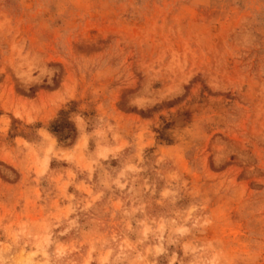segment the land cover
I'll use <instances>...</instances> for the list:
<instances>
[{"label":"rangeland","instance_id":"obj_1","mask_svg":"<svg viewBox=\"0 0 264 264\" xmlns=\"http://www.w3.org/2000/svg\"><path fill=\"white\" fill-rule=\"evenodd\" d=\"M0 264H264V0H0Z\"/></svg>","mask_w":264,"mask_h":264},{"label":"trees","instance_id":"obj_2","mask_svg":"<svg viewBox=\"0 0 264 264\" xmlns=\"http://www.w3.org/2000/svg\"><path fill=\"white\" fill-rule=\"evenodd\" d=\"M49 130L57 136L59 142L70 144L75 140L77 136V129L72 121L67 117V113L61 111L60 117L55 120Z\"/></svg>","mask_w":264,"mask_h":264}]
</instances>
